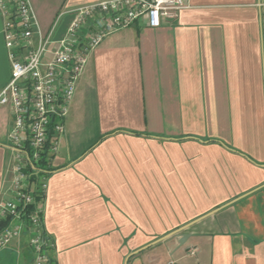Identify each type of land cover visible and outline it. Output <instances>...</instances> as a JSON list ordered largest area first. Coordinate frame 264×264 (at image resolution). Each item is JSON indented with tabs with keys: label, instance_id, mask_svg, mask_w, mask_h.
<instances>
[{
	"label": "crops",
	"instance_id": "1",
	"mask_svg": "<svg viewBox=\"0 0 264 264\" xmlns=\"http://www.w3.org/2000/svg\"><path fill=\"white\" fill-rule=\"evenodd\" d=\"M28 1L38 32L59 40L72 18L61 11L101 0ZM183 2L174 20L117 29L87 55L41 204L53 264H264V0ZM12 123L0 105V202ZM181 227L183 244L153 243ZM28 237L0 264H31Z\"/></svg>",
	"mask_w": 264,
	"mask_h": 264
},
{
	"label": "built area",
	"instance_id": "2",
	"mask_svg": "<svg viewBox=\"0 0 264 264\" xmlns=\"http://www.w3.org/2000/svg\"><path fill=\"white\" fill-rule=\"evenodd\" d=\"M183 0H101L61 11L72 16L65 34L54 40L53 29L41 34L28 0H0L10 78L0 89V105H9L13 152L12 197L0 202V249L27 232L31 264H53L41 204L47 188V167L58 151L64 119L87 55L106 35L141 22L150 28L174 20ZM56 24H54L55 26ZM33 179V180H32ZM35 194L41 197L35 207Z\"/></svg>",
	"mask_w": 264,
	"mask_h": 264
},
{
	"label": "trees",
	"instance_id": "3",
	"mask_svg": "<svg viewBox=\"0 0 264 264\" xmlns=\"http://www.w3.org/2000/svg\"><path fill=\"white\" fill-rule=\"evenodd\" d=\"M39 164H41L42 166L45 165V167H42V168H46V174H49L51 172L50 169H49V167H47V165H46L47 163H46L44 157H42L40 159ZM35 201L36 202H34L30 206L29 210H31V209H33L35 207V204L37 203V201H41V197L39 195H37V194H35ZM9 221H10V219H0V228L3 227V226H5V225H7L9 223Z\"/></svg>",
	"mask_w": 264,
	"mask_h": 264
},
{
	"label": "water",
	"instance_id": "4",
	"mask_svg": "<svg viewBox=\"0 0 264 264\" xmlns=\"http://www.w3.org/2000/svg\"><path fill=\"white\" fill-rule=\"evenodd\" d=\"M231 202H233V201H230L229 203H231ZM229 203H227V204H229ZM216 210H217V209H215V210L212 211L211 213L215 212ZM198 219H199V218H198ZM198 219H197V220H198ZM184 227H186V226H184ZM184 227H181V228H179V229H176V230H174V231H172V232H170V233H168V234H166V235L160 237L159 239L153 241V243H154V242H158V241L165 240V239L169 238V237L172 236V235H175V234L177 235V234L179 233V231H180L181 229H183ZM178 235H179L180 238H181V239H179L178 244H183L184 241L186 240V238L188 237V234H178ZM143 248H145V247H143ZM143 248H142V249H143ZM140 250H141V249H140Z\"/></svg>",
	"mask_w": 264,
	"mask_h": 264
}]
</instances>
